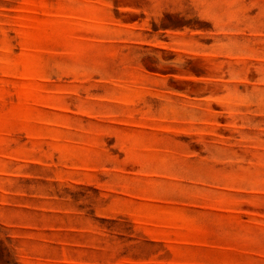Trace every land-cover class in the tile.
<instances>
[{"label":"rangeland","instance_id":"374dc122","mask_svg":"<svg viewBox=\"0 0 264 264\" xmlns=\"http://www.w3.org/2000/svg\"><path fill=\"white\" fill-rule=\"evenodd\" d=\"M0 264H264V0H0Z\"/></svg>","mask_w":264,"mask_h":264}]
</instances>
